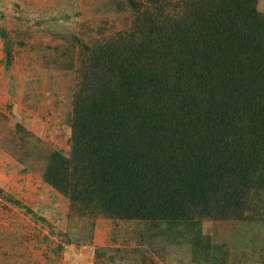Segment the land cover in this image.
<instances>
[{
    "label": "trees",
    "instance_id": "trees-1",
    "mask_svg": "<svg viewBox=\"0 0 264 264\" xmlns=\"http://www.w3.org/2000/svg\"><path fill=\"white\" fill-rule=\"evenodd\" d=\"M169 4L96 56L106 73L74 116L76 197L124 218L264 217L258 0H185L177 19Z\"/></svg>",
    "mask_w": 264,
    "mask_h": 264
},
{
    "label": "rangeland",
    "instance_id": "rangeland-1",
    "mask_svg": "<svg viewBox=\"0 0 264 264\" xmlns=\"http://www.w3.org/2000/svg\"><path fill=\"white\" fill-rule=\"evenodd\" d=\"M163 1L177 19L185 0H0V264H264L258 206L185 224L76 197L74 116L106 73L96 56Z\"/></svg>",
    "mask_w": 264,
    "mask_h": 264
}]
</instances>
